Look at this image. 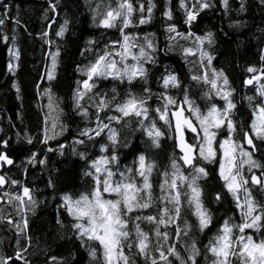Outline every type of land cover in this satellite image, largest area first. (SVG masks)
<instances>
[{"label": "snow or ice", "instance_id": "snow-or-ice-1", "mask_svg": "<svg viewBox=\"0 0 264 264\" xmlns=\"http://www.w3.org/2000/svg\"><path fill=\"white\" fill-rule=\"evenodd\" d=\"M222 3L227 10L228 0ZM3 7L6 16L8 5ZM180 7L185 10V24L191 26L199 12L211 5L208 0H193L189 7L186 0H180ZM49 8L55 13L57 5L50 2ZM152 8L149 0V18ZM240 10H244L243 0ZM90 11L97 28H115L120 39L106 43L101 50H96V42L89 40L85 51L93 54L92 59L78 69L83 79L76 81L73 108L85 120H91L90 109H94L95 114V127H87L79 135L92 141L106 133L107 143H102L99 154L90 158L75 147L84 144L85 139L73 141L72 154L86 161L88 171L84 175L90 178L91 186L79 194L65 192L60 197V207L69 219L67 227L81 247L88 250L93 264H201V258L203 264H264V203L253 195L254 190L264 193V162L256 158V153L264 146V67L246 69L251 76L242 83L253 86L255 93L241 98L246 102V111H242L245 104L236 101V89L222 69L213 67V57L205 50L214 43V34L181 33L170 25L167 31L171 41L178 43L177 38L193 41V47H181L191 65V81L207 88L206 103L203 108L197 104L189 87L183 86L178 76L171 73L162 77L163 91L153 93L147 86L149 69L146 65L156 64V45L148 35L141 41L140 37L126 31L136 26L133 15L137 11L141 14L139 24L148 22L143 16L144 4L136 7L133 0H97ZM164 15L172 18L171 11ZM3 23L4 18L0 17V25ZM70 23L65 19L56 36L64 37ZM42 35L47 37L48 33ZM12 54L19 60L18 50ZM59 54L58 49L50 54L51 66L46 71L49 82L55 79ZM188 57L194 59L188 60ZM260 60L264 62V54ZM9 70H13L12 65ZM108 80L121 85L127 82L129 87L123 96L116 87L111 89L110 95L95 91L99 81ZM134 81L144 85L142 94L132 91ZM171 89L179 90L181 95L169 94ZM44 95L48 111L44 117L42 143L47 144L62 135L65 128L60 123L61 102L54 98L51 88L45 89ZM153 96L157 101L155 108L148 103ZM213 97L223 104L218 106L212 102ZM109 111L114 114L108 115ZM132 118L147 137V147L157 155L165 151L168 141L171 142V151L163 166L158 159L133 147L132 165L121 168L120 134L112 125L126 124ZM24 139L29 144L33 142L30 136ZM0 146L7 149L8 141L0 140ZM65 147L59 144L58 149L48 148V151L64 155ZM34 162L36 153H32L26 164ZM4 165L14 166L15 161L5 151H0V168ZM209 165L215 168L210 171ZM213 178L220 182L221 191L206 202L205 185ZM49 186H52L51 181ZM0 190H3L0 200L19 217L16 220L0 215V223L6 220L18 233L15 257L0 258V264H31L24 255L27 247L19 244V235L28 229L26 212L36 205L32 190L4 174H0ZM225 196L231 197L232 211L238 213V218H216L215 234L207 243H202L192 235L193 228L202 236L207 235L214 222L209 204H218ZM185 213L194 218V225ZM56 223L61 228L66 226L60 216ZM28 239L30 243L31 238ZM49 264H63V261L51 256Z\"/></svg>", "mask_w": 264, "mask_h": 264}, {"label": "trees", "instance_id": "trees-1", "mask_svg": "<svg viewBox=\"0 0 264 264\" xmlns=\"http://www.w3.org/2000/svg\"><path fill=\"white\" fill-rule=\"evenodd\" d=\"M50 2L57 5L55 13L49 8ZM96 2L97 0H0V17L4 18V23L0 25V140L8 141V148L3 149L0 146V151H5L15 161L13 168L5 175L10 180L28 186L36 200L34 208L26 212L28 229L25 234L19 235V244L21 247H27L24 255L31 264H49L51 256H56L63 264H93L88 250L81 247L73 232L67 227L69 219L60 207V197L65 192L77 194L81 188L88 186V181L91 183L84 175L88 170L86 161L72 154L73 141L85 139L84 144L75 145L76 150L85 152L87 157L95 158L100 152L97 145L106 134L92 141L81 137L79 135L81 130L95 127L94 109H90L91 120H85L76 113L72 100L76 81L83 79L78 69L92 59L93 54L85 51L89 47L87 42L95 41L96 50H101L106 43L120 39L117 29L105 30L97 28L93 23L90 6L94 7ZM192 2L193 0H186L189 7ZM208 2L211 7L200 11L196 20L189 26L185 24V10L180 7V0H151L153 8L150 18L147 13L149 0H133L136 7L140 3L144 4L143 16L148 22L139 24L141 14L137 11L133 15V23L136 26L126 31L134 33L141 41L148 35L156 45L157 62L155 65H146L149 69L147 86L152 92L163 91L162 77L171 73L178 76L183 86L189 87L193 99L199 105L206 102L204 92L207 88L191 81L189 74L191 65L186 61L181 47H193V41L179 38L178 43L171 41L167 29L174 25L178 32L191 31L197 36L212 32L214 43L211 47L206 46L205 50L213 57V67L217 70L222 69L228 76L231 86L236 89V101L245 104V108L241 110L246 111V102L241 98L255 93L254 87H247L242 83L251 76L246 69L249 66L264 67V62L260 60L264 54V3L262 0H243L244 10L241 11V0H228L227 10L222 0ZM4 4L8 5L6 16ZM166 11H171V19L164 15ZM65 19H69L71 23L69 30L61 38L55 33L59 31ZM149 31L153 33H148ZM45 32L48 33L47 37L42 35ZM15 46L19 50L20 59L16 74H12L8 69L9 50ZM52 49L59 50V66L55 79L49 82L46 71ZM192 59L194 57H188V60ZM13 85L19 88V92ZM133 85V92L143 93L142 83L134 81ZM113 87H116L123 96L129 86L127 82L121 85L118 81H99L95 91L107 92L110 95ZM47 88H51L54 98L61 102L63 113L60 116V123L65 130L62 135L44 144L42 143L44 117L48 111L44 90ZM169 94L181 95L177 89H171ZM212 102L218 106L223 104V101L216 97L212 98ZM148 103L155 108L157 106L155 96ZM107 114L114 113L109 111ZM104 115L101 114L102 118ZM115 125L117 124L113 123L112 126ZM48 126L50 128V123ZM56 131L59 132V128ZM51 134L50 130L49 135ZM26 135L32 137L31 144L24 139ZM140 142L141 145L144 144L143 147H140ZM148 143L141 130L132 131L122 139L123 146L118 152L123 158L126 156L125 162L128 165H132L134 160L131 153L133 147L158 159L162 166L167 163L171 142H167L165 151L159 155L147 147ZM59 144L66 145L64 155L59 151H48V148L58 149ZM32 153H36V162L26 164ZM40 160L44 163H39ZM208 167L210 171L215 168L214 165ZM50 181L52 186H49ZM217 191H221L220 182L215 178L210 179L205 185L206 202L211 201ZM258 195L264 199V193L259 192ZM209 207L214 215L212 230L203 236L194 233L202 243H207L217 223L216 218H238V213L232 211L234 204L229 196H225L218 204L210 203ZM0 209H3L0 215L19 220L14 210L4 201ZM57 216L64 221L65 227L61 228L56 223ZM189 222L192 223V219ZM17 238L18 233L13 225H9L6 220L0 223V258L15 257Z\"/></svg>", "mask_w": 264, "mask_h": 264}, {"label": "rangeland", "instance_id": "rangeland-1", "mask_svg": "<svg viewBox=\"0 0 264 264\" xmlns=\"http://www.w3.org/2000/svg\"><path fill=\"white\" fill-rule=\"evenodd\" d=\"M148 33H153V31H149ZM15 50H18V48H17V46H15V47H11L10 48V50H9V62H8V69H9V65H12L13 66V70L12 71H10L12 74H16V72H17V70H18V67H19V60H16L15 58H14V56H13V52L15 51ZM19 51V50H18ZM57 50H55V49H52V53H54V52H56ZM19 59H20V54H19ZM50 66H51V59H50V62H49V64H48V69L50 68ZM58 66H59V57H58ZM58 66H57V69H58ZM57 69H56V72H55V75L57 74ZM249 86H251V85H249ZM251 87H253V86H251ZM219 100V99H218ZM220 101V100H219ZM205 103L206 102H203L202 103V105H200L202 108L204 107V105H205ZM220 105V104H219ZM115 128H117V130L119 131V134H120V142H122V139L125 137V135L126 134H129V133H131L132 131H135V132H138V130H140L139 129V126L137 125V123H136V120H135V118H132V119H130V120H128L127 121V123L125 124V123H121L119 126H118V124L117 125H115L114 126ZM131 131V132H130ZM102 143H107V136H106V134L103 136V138L99 141V143H98V145H97V149H99L100 150V146H101V144ZM121 146H123V144H121ZM120 146V148L118 149V150H120V149H122V147ZM144 146V144L142 143V145H141V142H140V147H143ZM262 147V151H264V146H261ZM119 154H120V156H121V168H124L125 166H131V165H128V163L127 162H125V157L123 158L122 157V154L119 152ZM258 160H260V158H257ZM246 168H245V175H247V172H246ZM88 171V170H87ZM87 177V176H86ZM87 179L88 180H90V178L89 177H87ZM154 179H156L155 177H154ZM90 186H91V183L88 181V186L87 187H83V188H81L78 192H77V194H79L80 192H82V191H87L89 188H90ZM258 191H253V195L255 196V198L259 201V202H262V201H264V199H261L260 197H259V195H258ZM73 195H76V194H73ZM185 215H187V218H188V220L190 221L191 219H192V224H193V217H191L190 216V214H187V213H185ZM194 225V224H193ZM216 225H217V223H216ZM216 225H215V227H214V229H213V231H212V233H211V235L208 237V238H210L211 236H213L214 234H215V231H216ZM194 233H198L196 230H195V227L193 228V232H192V235L194 236ZM211 260V257H209V261Z\"/></svg>", "mask_w": 264, "mask_h": 264}, {"label": "flooded vegetation", "instance_id": "flooded-vegetation-1", "mask_svg": "<svg viewBox=\"0 0 264 264\" xmlns=\"http://www.w3.org/2000/svg\"><path fill=\"white\" fill-rule=\"evenodd\" d=\"M256 156H258V158H260V161H261V162H264V151H261V152H259V153H256ZM12 168H13V167H12ZM10 170H11V169H10ZM10 170H8V169L5 168L3 174L5 175V174H6L8 171H10ZM257 174H259V173H257Z\"/></svg>", "mask_w": 264, "mask_h": 264}, {"label": "water", "instance_id": "water-1", "mask_svg": "<svg viewBox=\"0 0 264 264\" xmlns=\"http://www.w3.org/2000/svg\"><path fill=\"white\" fill-rule=\"evenodd\" d=\"M12 167H13V165H4L2 168H0V174H3L5 168L10 170V169H12ZM7 187L8 186L6 185L5 189H7ZM1 191H3V190H1ZM2 203H3V200H0V206L2 205Z\"/></svg>", "mask_w": 264, "mask_h": 264}]
</instances>
